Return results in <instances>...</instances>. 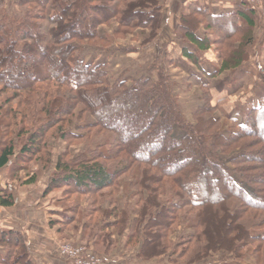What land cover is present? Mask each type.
<instances>
[{
  "label": "trees",
  "instance_id": "trees-1",
  "mask_svg": "<svg viewBox=\"0 0 264 264\" xmlns=\"http://www.w3.org/2000/svg\"><path fill=\"white\" fill-rule=\"evenodd\" d=\"M8 3L19 15L0 18V173L8 179L0 185V207L14 205L8 185L20 172L37 160L49 161L41 157L50 131L66 142L94 131L108 140L73 157L68 150L60 154L43 195L59 192L58 203L69 212L63 221L80 226L81 237L103 255L116 234L140 261L171 252L176 263L194 264L224 252L233 259L220 264H242L246 256L264 264V98L243 121L230 120L238 127L234 131L214 117L217 106L206 91L190 123L165 77L139 78L127 87L120 78L108 82L101 65L79 59L84 46H110L97 29L111 23L114 38L141 30L148 32L143 42L149 43L162 23L159 0ZM187 10L174 35L199 53L215 47L217 72L205 73L197 52L183 51L207 79L247 61L254 8L241 0L221 15L203 7ZM199 27L215 38H199ZM49 85L54 91L41 89ZM123 177L126 183L117 184ZM29 180L26 184H34V177ZM181 225L193 233L176 237ZM0 250V264H34L21 236L11 230L0 232Z\"/></svg>",
  "mask_w": 264,
  "mask_h": 264
},
{
  "label": "rangeland",
  "instance_id": "rangeland-1",
  "mask_svg": "<svg viewBox=\"0 0 264 264\" xmlns=\"http://www.w3.org/2000/svg\"><path fill=\"white\" fill-rule=\"evenodd\" d=\"M2 2L4 5L2 8H0V18L4 20L5 16L9 17L10 15L18 17L19 13L17 7H11L8 3V0H2ZM188 7L189 6H186L185 9H188ZM250 7L255 9L256 15L254 17L255 26L252 32V43L246 48L248 50V58L246 61L247 65L235 70L236 72L226 71V73L221 78L220 75H222V73L215 78L207 79L205 73L199 70L198 66H196L195 64H182L179 62V60H175L172 57V53L167 51L166 46L164 45L163 47V44L167 43L168 41L164 38L163 35L161 36V34L164 33V31L162 32L164 26L162 16L160 30L157 32L156 37L147 44H144L143 42L145 37H147L148 35L147 31L138 30L125 37L114 38L112 35L116 28V24L111 23L110 25L100 26L97 29L98 36L106 38L110 42V46L106 48L100 45H98L99 47L84 46L78 57L79 59H84L85 62H91V60H93L92 56L93 58L95 57V55L99 56L97 53L100 52L102 56H109L110 61L112 59L111 57H114L115 54H122V60L130 65L133 69H135V67L137 66L136 64H138L139 67H144V70L141 71V74L138 72H133V74H128V76H126V74L124 73L125 70H116L115 68H112L114 64L112 60L110 62L111 67L108 73L105 72L104 67L101 65V69L106 73V80H108V82L113 83L120 78L122 81L126 82L127 87L132 86L133 81L139 78L148 77L153 81H158L161 76L165 77L167 79V85L170 87H174V93L177 96L178 108L182 116L190 123L192 122V114L203 105V93H206L207 91L209 93L208 95H210L211 98V104L217 106V110L213 114L214 117L220 119V121L223 122V124L231 130L238 131L237 125L231 124L230 120L235 119L238 121V123L243 121L246 118V113L248 112V110L254 106H258L260 104V99L264 98V80H259V75L264 69V6L261 0L258 6ZM2 15H4V17H2ZM200 29L204 30L202 27H199V30ZM204 31H202L201 34H198L197 32V36H199L200 38H207L209 36V41H212L215 38V35L211 34L209 31ZM175 39L179 41L176 37ZM180 42L182 43V41ZM152 44L153 46H151ZM155 45H158L157 48H155ZM148 46L150 49L149 51L145 50L148 48ZM152 47L154 49H152ZM123 50L128 51V53H124ZM137 50L140 51L138 52L139 55H129L134 54V52ZM31 51L35 52L36 49L33 48L31 49ZM110 52H112V54H110ZM211 52L214 58L217 60L219 55L217 51H215V47H212ZM108 54H110L111 56ZM123 54L128 55V58ZM196 55L199 60V65L203 69H205L206 72H217L219 70V66L216 67V63L209 62L208 57L203 58L198 53H196ZM137 61H140V63H138ZM125 63L122 65V67H125ZM93 64L96 63L94 62ZM130 66L129 68L132 69ZM203 84L207 85V90H204L202 88ZM41 89L54 91L53 85L41 87ZM84 119L86 122H90L89 117H85ZM260 129L262 130L263 128ZM93 132L90 133L87 137V139L89 138V140L84 138L66 142L61 139L59 135H54L53 132L50 131L48 136L43 140V143H47V146L43 151V156L41 157L42 159L45 155H47L46 158L49 156V161L45 163L44 161L37 160L30 166L28 172H20L17 178L14 179L16 187L19 188V186H21L22 184L30 181L29 179L31 177H34L35 182L34 184H31L29 185V187H27V189H29L28 191L34 190L38 192L40 191V188L43 187L45 189L46 185L52 178V175L54 173V171L52 170L53 168H55L56 159L60 154L68 150L70 156L73 157L80 151L88 148V145L92 143H105L108 140L105 134H100L99 136H97ZM82 133L86 134V132ZM227 134V132H224V135ZM0 175V183L2 184L1 186H6V181L8 180L7 173L2 172L0 173ZM37 181L38 184L36 185ZM126 181L127 178L123 177L117 182V184H125ZM13 182H10V185H8L12 193L13 187H11V185L13 184ZM56 193L60 195L59 192ZM59 200L60 199L58 198L56 202L58 203ZM58 204L60 205V203ZM79 204L82 206L81 208L86 206L85 200L81 201ZM107 205L108 204H106V206ZM63 213L68 214L69 212L65 211ZM212 218L213 220L216 218L217 223L216 226L214 225V227H217V224H219L220 222L219 218L217 216H215V218ZM206 227L209 228V224H207ZM74 228H76V224H72L70 227L71 230H74ZM78 228H80V226ZM218 230H221L224 233L226 231L225 228H219ZM191 233H193V231L185 228L184 225H181L177 228L175 236H186L190 235ZM113 241L116 244L115 240ZM172 241H174V235L172 236ZM219 242H221V239H219ZM66 243L89 247L93 251V253L100 257L103 260V263L106 264L105 258H107V254L103 255V252L98 251L92 244V241L81 237L79 241H65L63 244ZM121 243L124 246V240ZM114 247L115 246H113V248ZM113 248L110 250V254H112ZM115 250L117 251L114 252L113 255H116L117 252H121L119 251L121 250L120 245H117ZM132 251H134L133 256L135 258V250L133 248ZM124 258H127V255H125ZM175 258L176 256L172 255L171 252H168L161 257L153 259H156L158 261V263L156 262V264H182L176 263ZM232 259V255L226 254L224 252H218L215 253L212 257L194 264H220L224 261H231ZM241 263L254 264V261L250 256H246L244 260L241 261Z\"/></svg>",
  "mask_w": 264,
  "mask_h": 264
},
{
  "label": "crops",
  "instance_id": "crops-1",
  "mask_svg": "<svg viewBox=\"0 0 264 264\" xmlns=\"http://www.w3.org/2000/svg\"><path fill=\"white\" fill-rule=\"evenodd\" d=\"M240 2L241 0H159L160 13L163 17L164 25L162 29V32L164 31V33L161 34V36L163 35L168 41L167 43L163 44V47L164 45L166 46L167 51L172 53V57L175 60H179V62L182 64L190 65L191 63L187 60V58L184 57L183 51L188 50L192 53H196L197 50L190 43H181L180 41H177L174 35V28L179 24L181 16L188 12L185 7H203L207 9L212 15H221L233 12L234 8L239 5ZM202 31L204 30L200 29L198 34H201ZM207 38L209 40V36ZM151 46H153V44ZM157 46L155 48H157ZM152 49L154 48L152 47ZM211 49L202 53H197L203 58L208 57L209 62L216 63L215 66L218 67L220 66V60H216L214 58ZM145 50L149 51V46ZM138 52L140 51L137 50L134 52V54L129 55H139ZM97 54L99 56L95 55L94 58L92 56L93 60H91V62L102 65L105 72L107 73L111 67V60L114 62L112 68H115L116 70H125L124 73L126 76H128V74H133V72H138L141 74V71L144 70V67H139L138 64H136V61L135 64L137 66L135 69H133L130 65L122 60V54H115L114 57H111L112 59L110 61L109 56H102L100 52ZM110 54H112V52H110ZM123 55L128 58V55ZM137 62L140 63V61ZM124 63L125 67H122ZM246 65L247 62L244 63L240 68ZM129 66L132 69H130ZM203 71L206 73L205 69H203ZM225 73L226 72H223L222 75H220V78L223 77ZM54 169L55 168H53L52 171H54ZM37 184L38 181L36 182V185ZM0 185L2 184L0 183ZM11 187H13L12 194L15 202L10 208L0 207V232L2 230H11L19 234L27 248L28 257L34 264H70L67 260L60 256L59 248L65 241H79L81 238V228H74V230H71V226L67 225L66 222L63 221L66 219L68 214L63 213L64 209L56 202L58 198L60 199V195L56 192H52L44 196L42 195L44 187L40 188V191L38 192L34 190L28 191L29 189H27V187H29V185L26 183L22 184L18 188L15 185V181ZM112 239L115 240L116 244L114 245L115 247L113 248L112 254H107V258H105L106 264L158 263V261L153 258L145 261L137 260L133 256L134 251H132V249L127 250L121 243L123 241L122 237L113 234ZM117 245H120L121 250L119 251L121 252H117L116 255H113L114 252L117 251L115 250ZM0 254H2L1 250ZM125 255H127V258H129H124Z\"/></svg>",
  "mask_w": 264,
  "mask_h": 264
},
{
  "label": "built area",
  "instance_id": "built-area-1",
  "mask_svg": "<svg viewBox=\"0 0 264 264\" xmlns=\"http://www.w3.org/2000/svg\"><path fill=\"white\" fill-rule=\"evenodd\" d=\"M251 6H258L261 0H243ZM60 256L71 264H104L103 260L83 245L63 244L59 248Z\"/></svg>",
  "mask_w": 264,
  "mask_h": 264
}]
</instances>
